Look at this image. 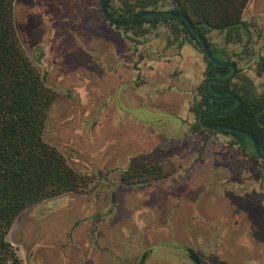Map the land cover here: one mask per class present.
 <instances>
[{"label": "rangeland", "instance_id": "obj_1", "mask_svg": "<svg viewBox=\"0 0 264 264\" xmlns=\"http://www.w3.org/2000/svg\"><path fill=\"white\" fill-rule=\"evenodd\" d=\"M13 6L21 46L32 61L42 54L35 67L56 94L43 140L86 182L78 193L45 199L15 218L6 238L20 264H138L148 251L143 264H193L185 246L213 250L205 264H216V247L218 264L248 258H228L234 235L228 191L243 168L249 185L257 184L259 162L238 156L230 136L194 132L189 108L199 100L206 68L200 48L169 21L111 26L102 20L100 0H15ZM241 19L249 25L248 41L225 44L218 31L206 38L261 93L264 0H249ZM143 162L160 164L165 177L123 185L122 174ZM249 264H264V255Z\"/></svg>", "mask_w": 264, "mask_h": 264}, {"label": "trees", "instance_id": "obj_2", "mask_svg": "<svg viewBox=\"0 0 264 264\" xmlns=\"http://www.w3.org/2000/svg\"><path fill=\"white\" fill-rule=\"evenodd\" d=\"M15 0H0V264H20V259L7 235L15 218L28 207L45 199L68 193H78L86 182L68 165L64 156L43 140L47 113L56 94L46 87L35 63L23 50L14 25L13 5ZM107 0L106 8L111 18L125 21L129 16L145 10H168L186 16L199 30L210 48L213 57L228 61L220 49L211 48L206 36L210 31L223 35L224 43H237L248 33L249 25L242 22L241 15L249 0H118L119 6ZM162 21L142 18L130 30L142 24L155 27ZM167 23V22H166ZM173 32L183 33L187 40L199 43L187 25L181 20H172ZM181 27V28H179ZM204 80L223 79L230 69L217 67L205 57ZM214 96H238L242 107L226 117L204 120L207 125H225L250 133L264 153V94H257L247 77L239 76L226 85L210 84ZM234 102H212L202 90V100L189 108L200 118L210 111H227ZM201 130L196 121L194 132ZM233 137L238 145L253 154L250 141L242 135L222 132ZM162 166L143 162L132 166L121 176L123 185L148 183L146 180L164 178ZM166 174V173H165ZM150 182V181H149Z\"/></svg>", "mask_w": 264, "mask_h": 264}, {"label": "flooded vegetation", "instance_id": "obj_3", "mask_svg": "<svg viewBox=\"0 0 264 264\" xmlns=\"http://www.w3.org/2000/svg\"><path fill=\"white\" fill-rule=\"evenodd\" d=\"M100 14H101V12H100ZM102 20L105 22V20L103 19V16H102ZM244 36H245V38H244L245 42L248 41V33L245 34ZM199 48H200V46H199ZM244 51H245V48L240 50V52H244ZM240 52L236 53V54L234 53L233 56L234 57H241ZM39 54L40 55L37 58V59H39L38 64L41 63L40 58L42 56L41 53H39ZM228 62L233 63L236 67V76H235L234 80L232 81V82H234V81H236V79L239 76H243L244 74H241V69L239 67V64L235 60H231V58H228ZM257 66H258V68L256 69L257 74L258 75L263 74L264 73V62H261L259 64L257 63ZM230 73H231V70H230ZM244 76L247 77L246 75H244ZM247 78L251 80V78H249V77H247ZM204 81L205 80H203V83H204ZM203 83H202V86L200 87V90H199L200 96H199V100L197 101V103H199L202 100ZM252 83H253V81H252ZM253 86H254L257 94H259V95L264 94V92L259 93L257 91L254 83H253ZM203 93H204V91H203ZM236 97H238V96H236ZM238 98H240V97H238ZM241 101H242V99H241ZM232 102H234V101H232ZM234 103H235L234 104V106H235L236 102H234ZM242 105H243V101H242ZM199 119H197L198 122H199ZM203 130L208 131V132H214V131H209V130L203 129L202 127H201V130L198 132H201ZM214 133H222V132H214ZM226 136H230V135H226ZM230 137H232V136H230ZM232 139H233V137H232ZM233 142L234 143H233L232 147L236 150V152L238 153L237 154L238 156H240L242 158L244 157L247 159H252L251 161L257 160L259 162V165H258V169L254 170V172H253L256 174L255 177H256V183L257 184H255V185H257V186H255V185L250 186L249 185L250 184L248 182L249 170L245 169V168L238 170V172H237V177L239 179L238 182L237 181L231 182L233 187L230 188L228 191V201L230 204V209H229V211H230L229 222L230 223L228 224V230L234 232V235H232L230 239H227V253H228L229 259L233 257V253L243 254V255L249 253V257L244 258L241 264L257 263L260 253L264 255V196H263L264 176H262V174H261L264 161L260 160L254 154V151H253V154H251V151L247 148V150L245 152V150L243 149L244 147L242 145L236 144L234 139H233ZM258 147H259V145H258ZM251 148H252V145H251ZM252 150H253V148H252ZM259 150H260V148H259ZM260 152H261V150H260ZM262 154L264 155V153H262ZM244 174H247V175L244 176ZM236 197L240 198L242 201L245 200V204H244L245 206H246V204L250 203L252 205V207L250 208L248 205L249 208L247 209L243 205L240 208L239 205L234 201V199ZM237 208H240V214H239L240 217L237 219L236 218L234 219V211L237 210ZM238 240H239V242H238ZM183 248H184V254L193 264H195V263L190 259L189 255L187 253L188 250H191L196 255L197 260H198V264H205V262L207 260H210L212 258V251L213 250L208 251V250L202 249L201 247L196 248V249H191V248H188L187 246H185ZM149 252L150 251L145 252L143 254V255H145V259H146V256L148 255ZM145 259H144V261H145ZM144 261L142 263H144ZM142 263H140V264H142Z\"/></svg>", "mask_w": 264, "mask_h": 264}, {"label": "water", "instance_id": "obj_4", "mask_svg": "<svg viewBox=\"0 0 264 264\" xmlns=\"http://www.w3.org/2000/svg\"><path fill=\"white\" fill-rule=\"evenodd\" d=\"M106 2L107 0H101L100 1V12L101 15L103 16V19L105 20L106 23H108L111 26L114 27H120V28H126L130 27L133 25L135 22L142 18H155V19H160L162 21H172V20H181L183 21L189 30L191 31L192 35L196 38L197 42L199 43L200 49L204 55V57L213 65L217 67H225L229 68L231 70V73L223 79H207L203 83V91L206 96V98L212 102H226V101H234L236 102V105L232 107L231 109L227 111H210L207 113H204L200 119L199 123L203 129L209 130V131H214V132H229L233 134H238L246 137L253 148L254 154L262 161H264V155L260 152L257 141L255 138L248 132L235 129L233 127L225 126V125H207L204 124V120L207 118H212V117H226L229 115L234 114L237 112L241 106H242V101L240 98L236 96H214L209 92V85L210 84H218V85H226L230 82H232L236 76V67L233 63L228 62V61H223L219 60L215 57L212 56L209 47L207 46V43L201 36L200 32L198 29H196L189 21V19L178 13H173L168 10H145V11H140L137 12L131 16H129L125 21H118L110 17L107 8H106ZM190 259L195 263L198 264V260L196 255L191 251H187ZM145 259V255L141 258L140 263H142Z\"/></svg>", "mask_w": 264, "mask_h": 264}, {"label": "crops", "instance_id": "obj_5", "mask_svg": "<svg viewBox=\"0 0 264 264\" xmlns=\"http://www.w3.org/2000/svg\"><path fill=\"white\" fill-rule=\"evenodd\" d=\"M226 244H227V243H226ZM150 252H151V251H150ZM150 252H149V253H150ZM144 253H145V252H144ZM144 253H143V254H144ZM149 253H148V254H149ZM142 256H143V255H142ZM147 256H148V255H147ZM147 256H146V257H147ZM214 257L217 258V259H216V264L221 263V259H222V257H221V255H220V253L217 251V247H216V255H214ZM141 258H142V257H141ZM141 258H140V261H141ZM140 261H139L138 264H140ZM142 264H143V263H142Z\"/></svg>", "mask_w": 264, "mask_h": 264}]
</instances>
